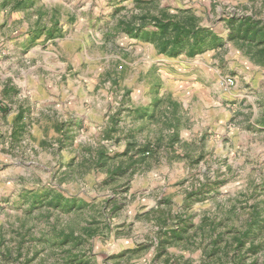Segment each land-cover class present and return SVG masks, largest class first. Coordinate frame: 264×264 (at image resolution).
<instances>
[{"label":"rangeland","instance_id":"1","mask_svg":"<svg viewBox=\"0 0 264 264\" xmlns=\"http://www.w3.org/2000/svg\"><path fill=\"white\" fill-rule=\"evenodd\" d=\"M0 264H264V0H0Z\"/></svg>","mask_w":264,"mask_h":264},{"label":"trees","instance_id":"2","mask_svg":"<svg viewBox=\"0 0 264 264\" xmlns=\"http://www.w3.org/2000/svg\"><path fill=\"white\" fill-rule=\"evenodd\" d=\"M179 23H176L175 27L172 24V21L170 20L169 22H160L159 27L163 31L164 34H167L169 31H174L175 37L173 38V41L177 42V40L188 37L190 39L194 40V45H199L200 44V38L202 37V33L204 32L202 28L196 27L195 24L193 26H188L184 24L182 28H179ZM173 26V28L171 27ZM191 27V28H189ZM172 36V34H170ZM167 46V45H166ZM166 46L163 48V51H166L167 48ZM195 54V52H192V55Z\"/></svg>","mask_w":264,"mask_h":264},{"label":"built area","instance_id":"3","mask_svg":"<svg viewBox=\"0 0 264 264\" xmlns=\"http://www.w3.org/2000/svg\"><path fill=\"white\" fill-rule=\"evenodd\" d=\"M227 84L231 85L232 84V80H228Z\"/></svg>","mask_w":264,"mask_h":264},{"label":"crops","instance_id":"4","mask_svg":"<svg viewBox=\"0 0 264 264\" xmlns=\"http://www.w3.org/2000/svg\"><path fill=\"white\" fill-rule=\"evenodd\" d=\"M73 7H75V6H73Z\"/></svg>","mask_w":264,"mask_h":264}]
</instances>
